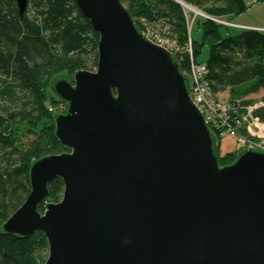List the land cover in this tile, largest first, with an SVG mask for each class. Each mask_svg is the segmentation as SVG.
<instances>
[{
    "label": "water",
    "instance_id": "1",
    "mask_svg": "<svg viewBox=\"0 0 264 264\" xmlns=\"http://www.w3.org/2000/svg\"><path fill=\"white\" fill-rule=\"evenodd\" d=\"M75 1L99 34L97 67L52 80L67 150L32 163L2 230L44 233V264H264V150L221 166L179 60L121 0ZM16 2L23 15L28 0ZM55 178L62 197L42 212Z\"/></svg>",
    "mask_w": 264,
    "mask_h": 264
},
{
    "label": "trees",
    "instance_id": "2",
    "mask_svg": "<svg viewBox=\"0 0 264 264\" xmlns=\"http://www.w3.org/2000/svg\"><path fill=\"white\" fill-rule=\"evenodd\" d=\"M139 31L153 27L183 48L191 37L187 14L175 0H121ZM211 16H239L264 0H184ZM20 14L16 0H0V264H44L49 252L44 233L26 236L4 232L2 225L31 191L30 167L44 156L67 148L55 135L51 104L63 102L53 94L55 75L73 76L78 70L97 67L99 34L75 0H28ZM203 40L192 39L195 59L209 44L207 81L216 96L228 91L229 101L251 105L247 96L264 90V32L241 29L223 37L220 24L203 18ZM183 53V54H182ZM181 70L189 72V56L174 55ZM241 99V100H239ZM65 104V103H64ZM264 120V108L255 112ZM220 148L223 137L213 130ZM238 151L221 156V166L234 162ZM49 194L39 205L58 202L64 190L61 178L53 179Z\"/></svg>",
    "mask_w": 264,
    "mask_h": 264
},
{
    "label": "built area",
    "instance_id": "3",
    "mask_svg": "<svg viewBox=\"0 0 264 264\" xmlns=\"http://www.w3.org/2000/svg\"><path fill=\"white\" fill-rule=\"evenodd\" d=\"M203 16L206 19L215 21L217 24L228 27L264 31V29L260 28L234 24L225 18L218 19L217 16H211L206 13ZM187 18L190 32V19L189 17ZM143 34L147 39L164 47L173 55L181 52L188 54L190 58L188 74L191 80V99L204 115L205 122L212 131H217L221 137L230 136L235 138L239 149L259 148L264 150V120L255 114L258 109L264 108V100L242 106L240 101L214 99V94L211 92L210 84L206 78L209 68L206 62H199L195 59L191 37H189L187 43V50H183L174 41H171L153 27H147L143 30ZM62 105L61 109L57 111L65 110V106ZM50 111L56 112L53 108H50Z\"/></svg>",
    "mask_w": 264,
    "mask_h": 264
},
{
    "label": "rangeland",
    "instance_id": "4",
    "mask_svg": "<svg viewBox=\"0 0 264 264\" xmlns=\"http://www.w3.org/2000/svg\"><path fill=\"white\" fill-rule=\"evenodd\" d=\"M179 1L182 2V4H183L182 7L184 8V10L186 12L187 17H189V19H190L189 26H190V35H191V38L193 40H196L197 43H202V40H203V36H202L203 35L202 23L204 22L203 21V18H204L203 14H204V12L201 9H199V8L193 6V5L187 4L184 0H179ZM184 4L190 5V6L194 7L195 10L194 11H191V10L187 9L184 6ZM258 11L261 12V13H263L262 15L264 17V3L263 2H260V3L256 4L253 9L249 10L248 13H245L244 12L243 14L244 15H248V16H250L252 18H255L256 17L255 15H256V13ZM30 12H31V10H30V7H29L28 8V13H30ZM217 17H218V19H224V18L227 19V18H229V17H223V16H217ZM193 20H194V22L192 23ZM213 22H215V21H213ZM261 25H264V21L261 23ZM219 30H220V33L222 34L223 37L231 36V35H233V34L241 31V29H239V28L228 27V26H225V25H221L219 27ZM210 42H212V41H206L205 44L201 46V48H202L201 49V53L197 56V58H196L197 61H199V62H206L208 60V56H209V44H210ZM187 48H188V46L186 44L183 47V50H187ZM88 67L92 71H94L96 69V68L92 67V63L91 62L88 63ZM60 74H63V73H58L55 76L60 75ZM66 76H69V75H66ZM69 77H72V76H69ZM214 99L224 100V101L225 100H229L230 99V94H229V92L228 93H225V94L220 93L219 95H216V96L214 95ZM239 100H241V99H239ZM249 100L252 101L251 104L256 103L255 100H252V99H249ZM259 100L260 101L261 100H264V95H262ZM61 104H63V103L61 102V103H57V104H51L50 107H49V111H50V108H53V109L56 110V112H51L50 111L51 113L60 112V111H57V110H60L61 109ZM63 105L65 106V104H63ZM230 141L231 140H229L227 137L223 138L222 141H221L219 150L221 151V147L222 148H225L228 143L230 144ZM232 148H234V151H239L240 150L238 147L235 148V146L234 147L232 146ZM224 155L221 154V156H224Z\"/></svg>",
    "mask_w": 264,
    "mask_h": 264
},
{
    "label": "crops",
    "instance_id": "5",
    "mask_svg": "<svg viewBox=\"0 0 264 264\" xmlns=\"http://www.w3.org/2000/svg\"><path fill=\"white\" fill-rule=\"evenodd\" d=\"M256 4H258V3H256ZM256 4H253L250 7V9H248L245 13H248L249 10L253 9ZM262 14L263 13L258 11L256 13V15H255L256 16L255 18H252V17H250L248 15L241 14V15L236 16V17L235 16H231V17L227 18V20L232 22V23H234V24H238V25H242V26H246V27H254V28L264 29V25H261V23L264 21V17H263ZM235 28H237V27H235ZM239 29H241V28H239ZM225 93H228V91H225L222 94H225ZM262 95H264V90L263 89H261L257 93L250 94L249 96H247V99L249 98V99L255 100V102H257ZM227 138L229 140H231V141H230V144L228 143L225 148L221 147L220 153L223 154V155L227 154V153H230V152H233L234 148H232V146L233 147L235 146V148L238 147V143H237L235 138L230 137V136H227Z\"/></svg>",
    "mask_w": 264,
    "mask_h": 264
},
{
    "label": "bare ground",
    "instance_id": "6",
    "mask_svg": "<svg viewBox=\"0 0 264 264\" xmlns=\"http://www.w3.org/2000/svg\"><path fill=\"white\" fill-rule=\"evenodd\" d=\"M179 1V0H178ZM184 6L187 8V9H189V10H191V11H194L195 10V8L194 7H192V6H190V5H186V4H184ZM264 32V31H263ZM262 101V100H261ZM63 104H64V102H62ZM66 105H65V110H63V111H60V112H57V113H65L66 112ZM56 114V113H55ZM223 138H225V137H223ZM225 150V149H224ZM223 150V151H224Z\"/></svg>",
    "mask_w": 264,
    "mask_h": 264
}]
</instances>
